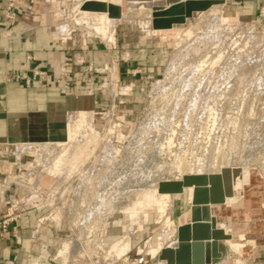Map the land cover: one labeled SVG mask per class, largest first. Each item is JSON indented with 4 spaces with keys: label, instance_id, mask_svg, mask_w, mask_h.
<instances>
[{
    "label": "rangeland",
    "instance_id": "1",
    "mask_svg": "<svg viewBox=\"0 0 264 264\" xmlns=\"http://www.w3.org/2000/svg\"><path fill=\"white\" fill-rule=\"evenodd\" d=\"M155 1L162 0H121L122 17L111 18L108 26L115 27L114 39L140 47L138 61L160 68L147 72L151 79L143 94L132 97L125 85L108 83L103 89L109 100L86 119L89 140L76 148L67 133L66 141L52 142L51 155L19 159L13 153L21 165L16 175L5 171L25 187L18 199L28 197L26 206L42 209L49 228L44 231L54 240L46 252L56 264H136L140 257L147 264H164L159 256L174 245L177 219L190 212L194 188L163 196L161 184L240 169L244 196L202 206L203 213L214 209L216 227L228 236L226 253L216 264H264V21L243 19L236 6L222 0L185 25L155 31L152 11L164 3ZM85 2L56 0L37 10L52 9L53 33L64 22L75 30L73 36L105 41L91 12L82 9ZM260 16L264 19V8ZM78 119V114L70 116L68 125L74 127ZM60 157L64 160L55 172ZM115 194L120 198L104 218L115 226L104 236L83 229L87 217L100 209V199ZM121 240L124 249L112 247Z\"/></svg>",
    "mask_w": 264,
    "mask_h": 264
},
{
    "label": "crops",
    "instance_id": "2",
    "mask_svg": "<svg viewBox=\"0 0 264 264\" xmlns=\"http://www.w3.org/2000/svg\"><path fill=\"white\" fill-rule=\"evenodd\" d=\"M55 1L16 0L17 16L11 22L5 18L8 0H0V216L8 210L7 199L24 194L25 187L5 171L8 166L6 170L15 174V167L21 165L14 156L18 157V145L66 141L70 116L84 110L93 114L107 103L111 95L104 86L118 83L128 88L130 96L142 95L151 79L147 72L160 69L138 61V54L143 55L140 47L120 37L107 43L73 36L74 29L64 22L55 26L54 35L52 9L44 13L37 9L52 7ZM226 5L236 6L243 19L264 21L260 16L264 0H227ZM22 73L29 77L39 73L43 79L36 76L35 82L26 85L20 79ZM61 85L69 87L66 93ZM44 221L42 210H33L4 232L0 229V264H56L51 251L46 252L54 240L48 237Z\"/></svg>",
    "mask_w": 264,
    "mask_h": 264
},
{
    "label": "water",
    "instance_id": "3",
    "mask_svg": "<svg viewBox=\"0 0 264 264\" xmlns=\"http://www.w3.org/2000/svg\"><path fill=\"white\" fill-rule=\"evenodd\" d=\"M222 0H164L163 6L152 11V26L155 31L171 30L174 26L185 25L194 14L206 12ZM121 0L109 3L88 1L82 5L87 11L108 12L112 19L122 17ZM221 174L185 175L179 183H162V193H184L186 188H194V202L189 213L177 219L178 235L174 245L161 251L159 260L164 264H216L222 261L228 236L216 227V217L212 209L206 216L203 207L222 205L227 197L244 196L240 169L224 168ZM210 208V207H209Z\"/></svg>",
    "mask_w": 264,
    "mask_h": 264
},
{
    "label": "bare ground",
    "instance_id": "4",
    "mask_svg": "<svg viewBox=\"0 0 264 264\" xmlns=\"http://www.w3.org/2000/svg\"><path fill=\"white\" fill-rule=\"evenodd\" d=\"M52 1V0H51ZM89 1V0H88ZM91 1H96V0H91ZM96 2H99V1H96ZM101 2H102V0H101ZM164 2V0H162V1H155V3H159V4H162ZM103 3H109V0H105V1H103ZM127 3H130V2H127ZM133 3H135V2H133ZM135 4H137V3H135ZM142 4V3H141ZM145 5H146V3H144ZM149 4H151V3H149ZM148 4V6H150ZM122 5V4H121ZM134 5V4H133ZM152 5H154V3L152 2ZM156 5V4H155ZM82 6V5H81ZM158 6V5H157ZM76 9H77V7L76 6H74ZM130 7V6H129ZM132 7V6H131ZM127 8H128V6H127ZM142 8V7H141ZM141 8H136V9H141ZM129 9V8H128ZM131 10H134L135 8H130ZM135 9V10H136ZM75 10V9H74ZM142 10H144V7H143V9ZM78 11V10H77ZM123 11V10H122ZM73 12H75V11H73ZM79 12V11H78ZM91 13V18H92V21H94V23L95 24H97L96 25V29H98L99 31V33H98V35L100 34V36L105 40V41H107V42H109V43H114V33H115V30H114V28H112V29H108V26H109V23L111 22V18L109 17V14H108V12H101V11H96V12H94V13H92V11H90ZM83 13V12H82ZM196 14H194V16H195ZM77 17H79V16H77ZM232 17H229L228 15H226V17H225V19L226 20H233V18L231 19ZM192 19V18H191ZM224 19V18H223ZM85 20H82V21H80L79 20V24H82V26L85 24V22H84ZM113 21V20H112ZM225 21V20H224ZM94 23H93V26H94ZM201 23V22H200ZM199 23V24H200ZM86 24H87V27L88 26H90L87 22H86ZM111 24V23H110ZM113 24V23H112ZM199 24H197V25H199ZM86 26V25H85ZM112 26V25H111ZM81 27V26H80ZM62 28L63 29H66L64 26H62ZM95 30V29H94ZM59 37L60 38H62V35L60 36L59 35ZM69 38V37H68ZM63 39V38H62ZM88 116H91V113L89 112V111H87V110H84V111H80L79 113H78V117H79V119H78V121L75 123V126L74 127H71V126H69L68 125V128H67V133H69L68 134V138H69V140H70V142L71 141H74V143L75 142H77L76 143V148H77V146H79V145H81V143H83L84 141L86 142L87 140H89V133L86 131V125H87V122H86V119L88 118ZM92 124H90L89 125V128H92ZM92 130V129H91ZM56 143H58V142H56ZM55 145L56 144H53L52 142H49V143H42V144H30V143H27V144H20V145H18V147H17V155H18V157H19V159L21 158V157H23L25 154H29V155H35L36 157L38 156V157H42V156H45V155H48V154H53L52 153V151H53V149H54V147H55ZM75 146H74V148H75ZM5 149H7V148H5ZM50 154V155H51ZM63 154V153H62ZM64 155V154H63ZM51 158V157H50ZM64 159L62 158V157H60V158H56L55 159V162H54V166H55V172L56 171H58L59 169H60V167H61V161H63ZM8 167V166H7ZM5 168V169H8V168ZM31 170V169H30ZM101 170V169H100ZM100 173H102V171L100 172ZM56 174V173H55ZM103 175V174H102ZM97 177H98V175H97ZM101 178V177H100ZM58 191V190H57ZM167 193H162V195L163 196H165ZM122 196V195H121ZM126 195L124 194V197H125ZM167 196V195H166ZM123 197V196H122ZM113 199H109V200H103V199H100V209H98L97 211H96V216L93 218V215L90 217H87V222H85L86 223V225L84 226V225H82L83 227V229H89L90 230V232L92 233V235H95V234H99L98 233V231L100 230V234H101V232H102V235L104 236L105 234H106V232H107V230L106 229H108V228H110V227H113V226H115V224H112V226L110 225L111 223H109V221H108V219L107 220H104V218H105V216H106V214L108 215L110 212H111V210L109 209V208H111L112 206H113V203L112 202H115V201H113L115 198L116 199H119L120 197H117L116 196V194L114 195V197H112ZM96 202V201H95ZM103 204H104V206H103ZM115 205V204H114ZM95 208V207H94ZM122 210H124V209H122ZM125 210H127V209H125ZM93 214V213H92ZM89 215V214H88ZM91 215V214H90ZM89 219V220H88ZM101 222H105L107 225H105L104 224V226H102V224H101ZM84 224V223H83ZM81 228V227H80ZM82 229V230H83ZM102 230V231H101ZM102 236V237H103ZM101 237V238H102ZM102 240V239H101ZM103 242V241H102ZM67 243H64L63 245H62V247H63V252L65 251V250H67ZM113 248H122V249H124L125 247H126V242L124 241V240H121V241H118V242H115L114 244H113V246H112ZM156 247H154V249H155ZM63 254V253H62ZM66 256V255H65Z\"/></svg>",
    "mask_w": 264,
    "mask_h": 264
},
{
    "label": "built area",
    "instance_id": "5",
    "mask_svg": "<svg viewBox=\"0 0 264 264\" xmlns=\"http://www.w3.org/2000/svg\"><path fill=\"white\" fill-rule=\"evenodd\" d=\"M16 0H8V6H7V10L5 13V18L7 21H11L14 22L16 20ZM1 17H0V24H1ZM36 76H40V79H43V77L41 75H39V73H36ZM35 77H29L27 74L22 73L20 76V79H22L26 85H31L33 82H35ZM62 91L63 93H66L69 89V87L67 85H61ZM28 199H18L17 197H12L9 199L8 201V210L6 212L5 215L0 216V229L4 232L7 228V226L13 222L16 221L18 218L21 217L22 214L26 213V212H30L33 210H42L36 206L33 205H29L26 206L25 205V201ZM3 203H5V201H1ZM2 236V234H0ZM135 263L136 264H147V262L145 261V257H140L139 259H135Z\"/></svg>",
    "mask_w": 264,
    "mask_h": 264
}]
</instances>
